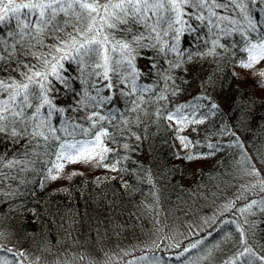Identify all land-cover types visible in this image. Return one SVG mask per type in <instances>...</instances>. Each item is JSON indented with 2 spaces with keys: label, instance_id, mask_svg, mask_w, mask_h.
<instances>
[{
  "label": "trees",
  "instance_id": "obj_1",
  "mask_svg": "<svg viewBox=\"0 0 264 264\" xmlns=\"http://www.w3.org/2000/svg\"><path fill=\"white\" fill-rule=\"evenodd\" d=\"M170 3L174 13L166 10L163 20L149 22L155 31L131 17L127 24L117 22L116 28H100V17H95L97 39L111 36L113 43L128 44L125 54L138 73L136 84L152 85L156 96L167 97L141 104V111L127 117L139 121L117 141L129 144V149L110 143L88 145L94 159L73 154L70 160H60L63 167L51 173L57 177L52 180L47 169L57 163L54 154L38 158L35 153L44 150L35 142L30 145L19 126L17 136L0 132V264H264V52L258 56L252 47L258 43L255 33L249 44L238 27L240 16L255 26L257 7L244 0H232L235 8L226 0H211L204 12L184 6L191 0ZM213 15L221 28L233 22L226 28L232 35L214 30L217 44L224 48L205 56L212 38L205 21ZM90 23L85 18L77 29L86 32ZM189 27L197 31L186 32ZM172 42L181 51H160ZM59 44L60 37L54 41L45 36L42 46L30 49L31 55L17 53L16 60L27 67L0 59V81L17 85L26 82L23 74L63 64L66 84L48 77L55 88L49 98L64 109L51 117L53 127L60 126L61 118L79 123L72 110L77 100L85 92L95 95L87 83L90 70L86 67L80 77L75 62L59 59L69 51ZM187 52L194 58L186 60ZM114 58L122 57L118 53ZM170 61L180 66L170 69ZM165 76L172 78L170 83L162 82ZM112 83L115 93V76ZM11 95L0 92V101ZM140 95L156 99L151 92H138L137 98ZM207 101L217 104L220 113L204 119L200 113L206 111ZM196 104L202 107L194 119L190 106ZM117 105L125 107L123 100ZM3 107L0 104V111ZM177 109L180 112L169 119ZM57 135L62 139L56 147L64 140L85 139ZM209 143L220 147L213 152ZM105 147L111 151H103Z\"/></svg>",
  "mask_w": 264,
  "mask_h": 264
},
{
  "label": "snow or ice",
  "instance_id": "obj_2",
  "mask_svg": "<svg viewBox=\"0 0 264 264\" xmlns=\"http://www.w3.org/2000/svg\"><path fill=\"white\" fill-rule=\"evenodd\" d=\"M210 2L211 0H191V3L184 6L205 12L207 4ZM226 3L233 5L232 0H226ZM244 3L257 7L255 26L248 25L244 16H240L242 23L238 27L244 31L239 34L243 38L246 36V42L251 44V34L255 33L258 43L252 47L264 52V17L261 15L264 13V7H262L264 0H244ZM233 7L235 8V5ZM110 9L111 11H109ZM166 10L174 13V7L170 0H122L115 4L111 3V0H107V2L106 0H91V2L88 0H51V2L44 0L43 4H41V0H32L31 4L17 2V0H0V53H3L0 59H3L5 63L10 60L14 61L18 67H27L16 60L17 53L22 56L31 55L30 49L42 46L45 36L51 37L54 41L60 37L59 48H68L69 51L63 52L59 59L75 62L80 77L86 75L84 70L87 67L90 70L87 74L88 87L95 92V95L85 92L83 98L77 100L76 108L72 109L78 113L79 123L73 121L70 124L69 120L61 118L60 126L53 127L50 123L51 117L54 113H62L64 109L56 108L52 99L49 98L55 88L53 81L48 77L51 75L57 81L66 84L67 79L61 75V72L64 71L62 63L47 64L44 72H31L29 69L31 74H23L26 82L19 85L14 81L7 83L0 81V92H13V95L9 96L6 101H0V104L4 105L3 110L0 111V132L10 131L12 136H17L20 133L28 136L30 145L35 142L37 149L44 150L35 153L38 158L54 154L57 163H53L52 167L47 169L52 180L57 177L51 173L63 167V164L58 163L60 160H70L73 154L84 160L94 159L95 156L87 152L88 145L99 146L110 143L114 147L129 149V144L117 145V141L123 139L131 125L139 123V121L129 120L127 117L141 111V104L145 106L149 103L155 104L159 100H166L167 97L156 96L157 89L152 85L136 84L138 73L132 67V57L125 54V50L129 47L128 44L119 41L113 43L114 38L111 36L97 39L95 17H100V28H116L117 22L127 24L128 18L131 17L144 27L149 28V31H155L154 27H150L149 22L163 20L162 14ZM183 15H188V13L184 12ZM85 18L91 20L92 23L87 25L86 32H82L77 29V25L82 23ZM109 19L113 20V23H107ZM205 22L212 38L210 50L204 55H214L217 54V47L224 48L223 44H217L215 39L217 32L214 30H218L225 36H230L232 33H228L226 28H232L233 22L227 21L226 27L221 28V24L214 15ZM68 28H72L73 32H65V29ZM195 31L197 29L189 27L186 32ZM167 34V32L164 33L165 36ZM78 37L82 42L77 43ZM51 47L53 50H57L55 44ZM151 47H157V44H152ZM109 49H111L112 56L109 55ZM174 49L181 51L176 48L174 42L165 44L160 48V51L166 54L167 51ZM118 53L122 58L115 59L114 57ZM193 58V54L187 52L185 59ZM254 59L257 60L258 57L255 55ZM251 63L252 61H249L245 66H250ZM179 66L177 61H170V69ZM121 69L128 75L123 76ZM170 69H166L165 72ZM112 76L116 77L118 85L115 93L112 91L114 88ZM171 79L170 76H165L162 77V82L168 84ZM172 87H175V84H172ZM106 90L109 95H102ZM138 92H151L153 96H156V99L145 100L143 95L137 98ZM117 100H123L125 105L123 109L117 105ZM204 106L206 111L200 113L204 119L220 113L219 106L215 103L207 101ZM201 107L200 104L190 106V115L194 119L196 118L195 113ZM178 112L180 109H177V112H173L168 118L172 119ZM204 119H198L197 122L203 123ZM17 126L20 127V133L16 131ZM69 128L72 129L71 132ZM224 131H227L226 125ZM58 132L73 137L79 134L85 139L71 143L64 140L56 147V142L62 139L61 135H57ZM135 139L139 141L140 137L137 136ZM207 147L214 152L220 145L209 143ZM50 149H54V152L49 151ZM103 151H111V149L105 147ZM96 155L101 160L104 159L100 152H97ZM114 165H111L113 171L116 170V165ZM104 167L108 168L109 165L106 164ZM2 198L3 194L0 193V199ZM262 213H264V209H262Z\"/></svg>",
  "mask_w": 264,
  "mask_h": 264
},
{
  "label": "rangeland",
  "instance_id": "obj_3",
  "mask_svg": "<svg viewBox=\"0 0 264 264\" xmlns=\"http://www.w3.org/2000/svg\"><path fill=\"white\" fill-rule=\"evenodd\" d=\"M263 52H260L258 49H256V54H258V56L259 55H261ZM263 180H264V178H263Z\"/></svg>",
  "mask_w": 264,
  "mask_h": 264
}]
</instances>
